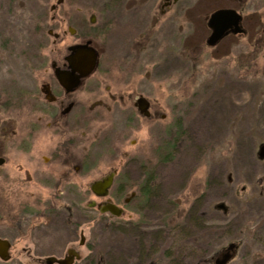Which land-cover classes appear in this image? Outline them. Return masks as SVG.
Returning <instances> with one entry per match:
<instances>
[{
    "label": "rangeland",
    "instance_id": "rangeland-1",
    "mask_svg": "<svg viewBox=\"0 0 264 264\" xmlns=\"http://www.w3.org/2000/svg\"><path fill=\"white\" fill-rule=\"evenodd\" d=\"M57 1L0 0V239L12 244L11 259L0 264H47L70 252L72 264H214L228 249L224 264H264V0H180L166 15L162 0H128L122 14L134 21L131 30L98 43L102 69L112 66L109 80L160 111L139 121L123 145L133 157L122 168L131 172L123 198L144 186L148 195L123 205L115 225L86 208L96 200L85 193L97 171L79 182L82 195H48V179L34 169L56 141L46 146L41 136L31 145L29 110L14 108L16 91L38 93L69 46L91 40L97 49V38L62 33L75 17H97V4L108 0H65L52 12ZM232 7L246 34L208 47V18ZM74 24L85 34L97 30V20L94 28ZM94 137L97 121L84 130L81 152Z\"/></svg>",
    "mask_w": 264,
    "mask_h": 264
},
{
    "label": "flooded vegetation",
    "instance_id": "flooded-vegetation-1",
    "mask_svg": "<svg viewBox=\"0 0 264 264\" xmlns=\"http://www.w3.org/2000/svg\"><path fill=\"white\" fill-rule=\"evenodd\" d=\"M179 1L162 0L160 5L161 14L166 15ZM127 2L128 0H108L102 6L97 4V8L98 6L100 7L97 10V17L92 15L87 22L75 17L72 22L71 20L66 22L69 26L62 33L64 38L67 35L77 39L97 38V49L93 46V41L91 40L86 41L84 44L69 46L67 55L60 60L54 59L52 62V70L48 75V79L42 83L38 89V93L22 90L16 91V95L14 96L15 103H13L16 111L25 107L29 110L27 113L29 122L26 138L30 141L31 145L38 143V139L41 136L44 137L46 146H48L47 143H51L52 139V143L56 141L55 146H52L53 149L46 147L48 156L42 157V162L38 163L34 169L35 176H42L46 178L45 181L48 179L46 187L51 192L48 195H52L54 199H61L62 195H82V192H79L78 188V185L82 182L81 180L97 171V178L89 183L88 192L85 193V195H93L96 200L89 201L86 204V208L97 211V221L105 219L108 223L114 225L125 213L123 205H128L132 200L137 201V195H148L147 187L144 186L142 187L144 189L142 192L140 191L141 188H139L138 192L132 191L129 199L123 198L130 190L128 174L131 172L122 171V168L127 166L129 168L133 165V157L127 150H124L123 145L127 142L128 137L133 134L134 128L139 129V121H149L160 114L155 103L143 93L134 91L132 87H130V90H123L121 89V84L119 85V83L109 80L112 66L102 69L104 53L101 48L102 46H99L98 43L102 39H108L112 31H115V34L123 35L125 34L124 30L130 31L132 28L134 21L129 19V16L122 14ZM64 3L65 0H58L55 5L51 6V11L56 12ZM233 10H236L243 17L239 10L235 8ZM113 13L116 14L113 15ZM53 20H55V17H53ZM96 20L97 30H93L94 35H90L91 33L89 32L87 34L82 33L74 24V22H79L94 28ZM146 33L147 31L143 35ZM137 34L133 33L135 36ZM49 35L53 36L55 40L61 38L60 33H53L52 30H49ZM231 36L239 37L242 35H229L223 38L221 42ZM86 44H89L97 52L96 67L87 77L81 78L77 86L71 88V90H67L57 80L56 71L71 72L72 70L67 61V58L70 56L69 49L73 46ZM134 47H137V43ZM120 70V67L116 69V71ZM95 75H97V78L91 80ZM87 102L90 104L88 105ZM143 105L146 107L144 112L141 110V106ZM163 118L165 117L162 116ZM95 121H97V137L91 140L93 143L90 149L88 147L86 151L81 152L79 145L83 141L84 130H88L89 126ZM103 122L104 127H102ZM117 128L118 134L114 133V129ZM111 134H114L116 137L115 141H117V145L109 149L108 145L111 143ZM103 154L112 159L104 161L107 167L104 172H101L103 163L101 156ZM119 157H122L124 160L119 161ZM2 159L5 162V159ZM42 166L48 168L51 166V168L46 169L42 168ZM110 175H113V182L108 189L107 196H97L98 194L91 189L92 184ZM50 183L53 184L52 187ZM131 189L133 188L131 187ZM92 202L95 203L93 208L89 207ZM107 204L114 205L120 209L121 215L116 216L110 212L102 213L100 209ZM84 243L85 236L83 230H81L80 245L83 246ZM70 254L75 255V253L70 252L69 258L72 257Z\"/></svg>",
    "mask_w": 264,
    "mask_h": 264
},
{
    "label": "water",
    "instance_id": "water-1",
    "mask_svg": "<svg viewBox=\"0 0 264 264\" xmlns=\"http://www.w3.org/2000/svg\"><path fill=\"white\" fill-rule=\"evenodd\" d=\"M208 28L211 30L210 36L206 40V44L209 47H216L223 38L229 35H245L246 31L243 27V17L233 9H219L210 15L208 20ZM90 44V43H89ZM86 45L73 46L69 49L70 56L67 61L70 65L71 72L56 71V77L59 83L66 88L77 86L81 78L87 77L96 67L97 64V52L94 48ZM78 73V75H77ZM146 107L141 106L142 112ZM145 114H147L145 112ZM4 160L0 158V165ZM113 182V175L106 177L105 179L92 184L91 189L98 194L97 196H107L108 189ZM95 203L92 202L89 207L93 208ZM102 213L110 212L113 215L120 216L121 210L114 205H104L101 209ZM11 243L5 239H0V259L2 261L10 260ZM72 257L65 260H59L50 258L47 264H53L55 262L59 264H72L75 255L70 254Z\"/></svg>",
    "mask_w": 264,
    "mask_h": 264
},
{
    "label": "trees",
    "instance_id": "trees-1",
    "mask_svg": "<svg viewBox=\"0 0 264 264\" xmlns=\"http://www.w3.org/2000/svg\"><path fill=\"white\" fill-rule=\"evenodd\" d=\"M169 148H171V147H169V146H167L166 148H163V149H165V150H169ZM161 149H162V147H161ZM162 149V150H163ZM148 179V181L150 180V181H153V179H152V176H148L147 177ZM149 183V182H148ZM141 192H142V188H141V190H140ZM140 195H137V198L139 197ZM146 196V195H145ZM230 251H231V249H228V250H226V251H224L223 253H221V254H218L215 258H214V264H224L228 259H229V257H230Z\"/></svg>",
    "mask_w": 264,
    "mask_h": 264
}]
</instances>
